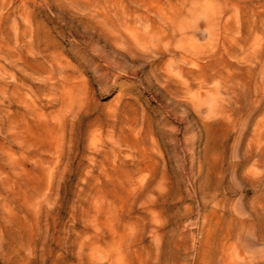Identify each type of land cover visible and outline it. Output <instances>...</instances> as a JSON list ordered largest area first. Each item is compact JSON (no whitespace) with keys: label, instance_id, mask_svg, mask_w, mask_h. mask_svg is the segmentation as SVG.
I'll list each match as a JSON object with an SVG mask.
<instances>
[{"label":"rangeland","instance_id":"obj_1","mask_svg":"<svg viewBox=\"0 0 264 264\" xmlns=\"http://www.w3.org/2000/svg\"><path fill=\"white\" fill-rule=\"evenodd\" d=\"M0 264H264V0H0Z\"/></svg>","mask_w":264,"mask_h":264},{"label":"bare ground","instance_id":"obj_2","mask_svg":"<svg viewBox=\"0 0 264 264\" xmlns=\"http://www.w3.org/2000/svg\"><path fill=\"white\" fill-rule=\"evenodd\" d=\"M170 14V13H169ZM178 14V13H177ZM120 17V16H119ZM174 17V16H173ZM155 18V17H154ZM207 19V18H206ZM171 21V20H170ZM170 21H167V22H170ZM209 21V20H208ZM116 22V21H115ZM206 23V22H205ZM142 24V23H141ZM164 24V23H163ZM170 24V23H169ZM172 24V23H171ZM210 24V23H209ZM199 26V25H198ZM139 27V26H138ZM208 27V26H207ZM208 29V28H207ZM132 31V30H131ZM144 31V30H143ZM161 32V31H160ZM168 32V31H167ZM140 34V33H139ZM174 34V33H173ZM172 39V38H171ZM157 42V41H156ZM189 44V43H188ZM148 50V49H147ZM173 73V72H172ZM165 80V79H164ZM185 91V90H184Z\"/></svg>","mask_w":264,"mask_h":264}]
</instances>
